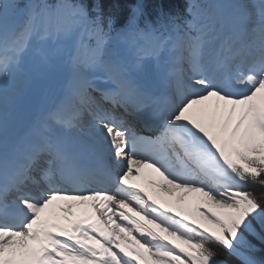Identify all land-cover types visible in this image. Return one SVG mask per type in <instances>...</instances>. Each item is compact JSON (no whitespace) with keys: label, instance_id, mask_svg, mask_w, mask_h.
I'll return each instance as SVG.
<instances>
[{"label":"snow or ice","instance_id":"snow-or-ice-1","mask_svg":"<svg viewBox=\"0 0 264 264\" xmlns=\"http://www.w3.org/2000/svg\"><path fill=\"white\" fill-rule=\"evenodd\" d=\"M92 12L94 18L82 3L21 8L17 0H0V74L22 70L23 54L42 33L70 35L74 28L91 23L95 43L77 55L75 102L91 104L90 75L99 70L108 74L106 82L112 85L101 94L114 107L139 108L158 94L165 102L147 128L149 135H138L98 107L93 113L94 140L110 145L116 167L98 182L100 186L70 188L67 185H80L83 176L68 166L53 126L71 128L72 121L62 109L50 112L43 122L45 134L21 153L10 135V109L22 90L7 85L0 89V264H141L148 256L156 264H222L215 259L213 244L241 255L244 264H255L238 251V230L248 227L250 215L264 216V193L247 187H264V0L251 13L249 31L258 41L245 43L239 52L212 48L209 25L200 13H193L191 34H184L167 61L163 52L168 40L163 36L142 50L137 67L143 69V56L149 55L163 73L141 83L133 82L127 68L110 59L99 3ZM132 14L129 26L142 14L141 7L134 6ZM113 23L109 17V28ZM135 31L155 36L150 24L147 32ZM43 74V65L37 64V85ZM213 97V108L194 109ZM44 153L50 158L43 159ZM135 166L154 168L167 182L162 187L169 194L176 189L203 193L229 211L198 205L196 211L215 225L206 227L181 208L129 184ZM58 199L98 202L93 207L103 209L108 221L85 217L64 226L42 220L41 214Z\"/></svg>","mask_w":264,"mask_h":264},{"label":"bare ground","instance_id":"bare-ground-1","mask_svg":"<svg viewBox=\"0 0 264 264\" xmlns=\"http://www.w3.org/2000/svg\"><path fill=\"white\" fill-rule=\"evenodd\" d=\"M246 1L250 5L253 4L255 0ZM225 5H229L233 12L227 17L223 16L224 25L226 21H229L227 27L232 29L238 24L241 18L245 19L244 14L247 13V9L242 6L243 0H235L231 3L227 2ZM254 10H256V8ZM237 16L242 17L237 19ZM87 27L88 24L83 27L78 26L73 29L70 35H48L47 33H42L40 36L33 39L31 48L23 54L22 70L11 69L8 77L0 74V89H3V87L7 85L10 90H22V95L10 109V135L12 140L19 146L21 153L33 142L37 141L41 135L45 134L43 122L47 115L53 111V101L57 98L59 93H66L69 91L71 95H69L67 103H70L69 100L72 98L80 78L76 67L77 55L84 45L82 42L80 43V37ZM125 34L126 36L119 41V48L117 50V54L119 55L118 58H116L114 54L110 59L123 64L128 70L129 77L130 74H133L134 77L138 75L139 79L130 77V79L136 83H141L146 79H155L158 75L162 74V66H158L149 55L143 56V69L137 67L138 62H141L138 61V58L141 57L142 50L150 49L158 43L156 37L152 36L151 40H147L146 45H140L137 43L133 30ZM209 38L212 41L210 47L224 48L225 32L221 37L214 39L215 42L212 40V36H209ZM170 48L171 40H168V43L165 45V51L163 52L165 61L172 55L170 53ZM239 51L240 50H234V52ZM37 64L43 65L44 68V74L39 80L38 85L35 79ZM148 66L151 67L150 71L147 69ZM102 76L105 77V80H108V74L106 72L103 71ZM33 78L34 82L32 83ZM90 79L91 81L93 80L91 77ZM68 80L69 83L65 85ZM31 84L32 90L30 95L25 97L23 93ZM64 97H66V95H64ZM212 99L216 100L215 97ZM156 101L160 102L158 95L155 100H151V103ZM64 102H66L65 98L62 104H64ZM195 108L211 109L213 106L203 103L202 105L194 106V109ZM192 114L197 115L195 112ZM91 120L90 123L78 125L72 123L74 126L71 128L67 126H53V128L55 129V134H58L60 138L65 139L67 137L71 139V141H75L80 145H86L99 153L108 154L110 152V145L107 143L98 144L95 142L92 128L93 119ZM127 151L128 149H126V152ZM134 171L137 173H132V175L129 176V184L149 191L155 195L156 199H160L161 202L169 206L181 208L183 214L189 216L190 219L197 220L198 223H202L206 227L215 229V225L210 224L196 211L198 205L203 208L211 207L214 211H229L228 209H222L213 204L203 193L188 192L187 190L179 189L174 190V194H169L167 191L161 192L159 186L162 187V185L167 182L163 180L154 168L135 166ZM151 180H154L156 184ZM91 184H93V182H91ZM97 186L100 185L92 187L94 188ZM180 196L184 197L182 204L179 202ZM84 201L85 200L58 199L45 209L41 214V219L49 223H59L64 226H69V220L76 215V213H79L78 217H92L94 214L92 207H78L77 204ZM97 203L98 202L94 204ZM66 208H70V211H64ZM58 215L60 217H58ZM133 215H135V213H133ZM121 243L124 242L121 241ZM185 247L187 246L185 245ZM141 264L153 263L148 257L147 261L141 260Z\"/></svg>","mask_w":264,"mask_h":264},{"label":"trees","instance_id":"trees-1","mask_svg":"<svg viewBox=\"0 0 264 264\" xmlns=\"http://www.w3.org/2000/svg\"><path fill=\"white\" fill-rule=\"evenodd\" d=\"M92 11L97 3H99L102 15L107 17H116L123 19L125 22L131 15L133 0H81ZM135 1V0H134ZM145 16L149 19L150 23L159 32H172L175 24V31L179 32L178 17L180 10L183 8L178 0H146ZM160 7V8H159ZM94 13V12H92ZM173 13H176L172 16ZM172 26V27H171ZM251 190L257 194L264 193V187L254 184ZM245 240L257 252L258 259L264 263V216H255L252 218L251 232L244 233ZM213 249L216 251L217 256L224 259L229 264H244L237 257L230 254L224 248L213 244Z\"/></svg>","mask_w":264,"mask_h":264},{"label":"rangeland","instance_id":"rangeland-1","mask_svg":"<svg viewBox=\"0 0 264 264\" xmlns=\"http://www.w3.org/2000/svg\"><path fill=\"white\" fill-rule=\"evenodd\" d=\"M61 1V0H60ZM232 1H235V0H230L229 2L231 3ZM256 1V0H255ZM255 1H254V3L253 4H250V7H252L253 9H255V7H256V4H258V3H255ZM17 2L19 3V5H20V2H21V0H17ZM46 4V3H50V2H47V1H45V0H31L28 4H27V6H30V5H32V4ZM52 3V2H51ZM54 3V2H53ZM64 4V2H62L61 3V5H63ZM193 6H194V9H193V12L194 13H200L201 14V16L204 18V17H206V14H207V11L206 10H204V9H202V8H199L196 4H193ZM244 8H245V6H244V4L242 5ZM59 7H56V8H53V9H58ZM256 11V10H255ZM239 15V14H238ZM244 16H245V14H244ZM242 16H237V19H240ZM246 20V16H245V19L244 18H241L240 20H239V22H238V24L239 23H242V22H244ZM223 21H224V19H223ZM229 25V21H226L225 22V25L223 24V28H224V26H225V28H224V32H226L225 30H227V29H229L227 26ZM237 26V25H236ZM220 32V30H217L216 31V33H219ZM222 34L223 33H221L220 34V36H212L213 38H212V40L215 42V40L214 39H217V38H219V37H221L222 36ZM118 33H115V34H108L105 38H106V40H107V44H106V48H107V45H109L110 44V41H113V40H115V38L116 37H118ZM126 36V34H124V37ZM124 37H122V38H124ZM143 38L144 37H142V36H140V35H138V40L139 41H142L143 40ZM147 43H145V44H142V45H146ZM141 45V44H140ZM108 49V48H107ZM112 54V53H111ZM113 55H111V57H112ZM215 100L214 99H210V100H208V101H205L204 102V104L206 103L207 105H211V106H213L214 107V105H215V102H214ZM65 103H67V102H64V104ZM67 104H69V103H67ZM80 124H82V123H80ZM160 188V191L161 192H166L165 190H164V188H162L161 186H159ZM248 221H250L249 220V217H247V219H246V223L248 222ZM249 229V225H248V227L247 228H245L244 227V225H241V228L238 230V235H240L241 236V234H242V232L244 231V230H248ZM135 235V234H134ZM242 245H243V240H242V243H241ZM240 253H242L244 256H247V254H244L242 251H239ZM147 254V253H146ZM250 256V255H249ZM149 257V256H148ZM150 258V257H149ZM249 258H251V257H249ZM151 259V261L153 262H155V258H150ZM252 259V258H251ZM254 262H255V264H260L258 261H256V260H254V259H252ZM153 262V263H154ZM156 263V262H155Z\"/></svg>","mask_w":264,"mask_h":264}]
</instances>
